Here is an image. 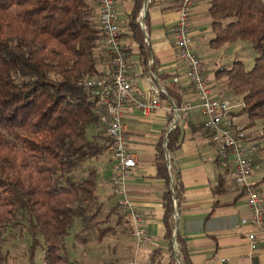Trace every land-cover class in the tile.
Returning a JSON list of instances; mask_svg holds the SVG:
<instances>
[{"label":"trees","instance_id":"trees-1","mask_svg":"<svg viewBox=\"0 0 264 264\" xmlns=\"http://www.w3.org/2000/svg\"><path fill=\"white\" fill-rule=\"evenodd\" d=\"M132 1L129 36L146 63L149 52L137 21L146 0ZM208 5L212 49L245 43L257 53L250 70L233 61L217 72L229 94L240 98L239 113L252 128L264 119V0H209ZM103 40L89 0H0V264L7 263L3 244L9 227L30 237L29 264L38 247L44 264H72L66 240L76 226L74 239L81 244L88 242V232L95 231L101 242L109 231L96 220L101 206L94 195L95 171L82 180L72 176L84 162L109 151L105 128L93 113L94 99L83 87L86 79L100 76ZM177 95L176 89L167 90L175 107ZM179 138L176 126L166 149L157 146L155 159L164 186L165 264H177L173 239L182 264H192L179 230L173 235L183 187L178 174L167 169L166 152L171 156L179 149ZM117 219L126 220L122 214ZM130 231L129 225L123 234L129 238ZM163 256L155 249L150 264H162Z\"/></svg>","mask_w":264,"mask_h":264},{"label":"crops","instance_id":"crops-1","mask_svg":"<svg viewBox=\"0 0 264 264\" xmlns=\"http://www.w3.org/2000/svg\"><path fill=\"white\" fill-rule=\"evenodd\" d=\"M179 1H145V12L140 22L144 44L149 53L147 62L143 63L138 45L129 36L128 23L133 1L115 0L117 22L127 52L129 77L134 89L150 92L159 85L166 89V93L160 97L159 109L149 116H143L140 111L129 107L123 111L128 150L136 156V167L127 183V193L143 217L150 242L136 250L134 242L123 234L129 223L126 220L119 222L117 219L121 213L117 198L111 192L109 180L113 170L108 151L97 159L84 162L76 169L80 172L82 169L86 174L91 170L95 171L94 195L101 206L99 216H104V219L98 220L102 222L99 227L109 229L101 242L88 240L85 244L75 241L70 244L72 252L77 250L85 262L97 264L103 260L106 264H150L152 252L161 249L164 254L162 264L166 263L162 223L164 186L163 181L156 175L155 159L160 143L166 149L165 141L167 142L173 118L171 108L174 106L172 100L167 97V90L174 88L177 90L180 106L189 101L193 106L189 115L174 126L180 131L179 149L169 155L168 170L178 174L183 187L182 199L175 212L176 224L186 242L192 264H264V234L256 233L257 248L252 252L246 239V234L252 229L242 224L248 218L249 210L235 185L232 164L217 160L208 133L203 127L198 101L186 79L185 69L176 55L172 29L177 18ZM89 2L93 6L97 23L96 1ZM208 3L209 0H199L192 11L194 50L202 60L205 77L214 96L235 105L226 124L240 128L248 122L247 117L239 113L242 102L239 97L234 98L229 94L225 79L217 75V72L235 61L234 55L228 53L229 48L235 44L225 45L218 50L209 46L213 34L207 13ZM99 51L103 59L97 65V70L101 76L110 71V66L104 43H101ZM174 79H177L176 83ZM252 165L250 181L264 201V150L252 158ZM75 172L73 171V174ZM106 257L114 260H105Z\"/></svg>","mask_w":264,"mask_h":264},{"label":"built area","instance_id":"built-area-1","mask_svg":"<svg viewBox=\"0 0 264 264\" xmlns=\"http://www.w3.org/2000/svg\"><path fill=\"white\" fill-rule=\"evenodd\" d=\"M98 8V28L104 36L103 43L109 58L110 71L84 81V89L90 91L94 99L93 113L105 128L109 138V152L113 173L110 177L111 192L117 198L121 214L129 222V238L135 249L145 247L150 237L144 220L136 210L127 193V183L136 167V156L128 150V140L123 124V111L126 107L136 109L143 116H149L160 107V97L166 93L164 86H155L150 92L134 89L129 77L127 52L123 45L121 30L117 22L115 0H95ZM199 0H180L176 9V21L172 34L177 58L185 69L186 79L191 86L198 108L203 117V127L220 162H231L234 182L245 199L249 216L242 222L252 229L246 234L249 249L257 248L256 233L264 234V201L250 179L253 173L252 158L264 146V138L252 139L243 129L226 124L235 105L228 100L216 98L208 83L202 60L194 50L191 15ZM143 16L141 10L138 21ZM177 82V79H174ZM243 107V104L241 105ZM193 108L190 101L179 107L173 106L171 130ZM170 130V131H171ZM166 143V141H165ZM170 169L169 164L167 165ZM175 206V203H174ZM176 254V245L172 246ZM131 264H139L132 262Z\"/></svg>","mask_w":264,"mask_h":264},{"label":"rangeland","instance_id":"rangeland-1","mask_svg":"<svg viewBox=\"0 0 264 264\" xmlns=\"http://www.w3.org/2000/svg\"><path fill=\"white\" fill-rule=\"evenodd\" d=\"M228 53H231V55L233 54L235 61H240L246 70H250L253 67L254 60L257 57V53L254 52V50L248 44L245 43H236L235 45H233L231 49L229 48ZM246 125L247 123L245 125L242 124L240 128L243 129L252 139L254 138L262 139L259 136L262 134V131L264 130V119L259 120L252 128H246ZM74 172L75 173L72 176L75 180H82L87 176V174L84 173L85 171H83L82 169L81 172L77 171L76 169L74 170ZM103 217H104L103 214H100V216H98L96 220H102L104 219ZM78 228L79 227H76L73 230L72 235L76 232ZM85 236L86 238H88L89 241H93V242L96 241L95 231L88 232L86 233ZM4 237L6 238V240L3 244V251L7 255L6 264H29L27 253H28V247L30 245V237L25 233V231H21L20 228L9 227L6 229V234ZM74 241L75 239H73V237L66 240L67 242L66 244L68 248L70 244H72ZM69 250H70L69 253L72 264H96L94 262H89V261L85 262L83 260L84 258L81 259L82 256L78 254L77 250L75 252H72V249ZM104 259L105 260L110 259V261L114 260V258H108V257ZM98 261H100V258ZM102 261L103 260H101L97 264H106L103 263ZM33 264H44L42 247H38L36 249L33 258Z\"/></svg>","mask_w":264,"mask_h":264},{"label":"water","instance_id":"water-1","mask_svg":"<svg viewBox=\"0 0 264 264\" xmlns=\"http://www.w3.org/2000/svg\"><path fill=\"white\" fill-rule=\"evenodd\" d=\"M142 11H143V15H144V12H145V7L144 6L142 8ZM166 162H167V165H168L169 164V154L167 152H166ZM174 222H175V227H174L173 235L175 236L177 231H178L177 224H176V213L174 214ZM174 245H176L175 239L172 240V246H174ZM174 253H175V251H174ZM175 259H176L177 264H182L181 260L178 258V254H176V253H175Z\"/></svg>","mask_w":264,"mask_h":264}]
</instances>
